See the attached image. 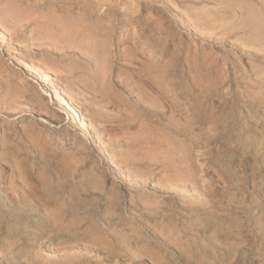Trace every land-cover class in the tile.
Returning a JSON list of instances; mask_svg holds the SVG:
<instances>
[{
  "label": "rangeland",
  "instance_id": "rangeland-1",
  "mask_svg": "<svg viewBox=\"0 0 264 264\" xmlns=\"http://www.w3.org/2000/svg\"><path fill=\"white\" fill-rule=\"evenodd\" d=\"M88 263L264 264V0H0V264Z\"/></svg>",
  "mask_w": 264,
  "mask_h": 264
},
{
  "label": "bare ground",
  "instance_id": "bare-ground-1",
  "mask_svg": "<svg viewBox=\"0 0 264 264\" xmlns=\"http://www.w3.org/2000/svg\"><path fill=\"white\" fill-rule=\"evenodd\" d=\"M70 3V2H69ZM101 4V3H100ZM96 7V6H95ZM88 12V11H87ZM70 18V17H69ZM78 22V21H77ZM85 23V22H84ZM84 28V27H83ZM90 30V29H89ZM91 31H92V29H91ZM48 36V35H47ZM100 36V35H99ZM98 36V37H99ZM49 37V36H48ZM101 40V39H100ZM103 42V41H102ZM111 50V49H110ZM81 53V52H80ZM83 53V52H82ZM86 55V54H85ZM87 57V56H86ZM91 57V56H90ZM89 58V57H88ZM112 58V57H111ZM32 70H34V69H32ZM35 71V70H34ZM36 72V71H35ZM103 75V74H102ZM136 76V75H135ZM120 85V84H119ZM65 102V101H64ZM69 102V101H68ZM67 102V105H69V107H70V104ZM66 104V103H65ZM72 105V104H71ZM73 110V109H72ZM157 112V111H156ZM73 114V113H72ZM75 114V116L77 115V112H75L74 113ZM77 117H78V115H77ZM76 118V117H75ZM149 138V137H148ZM120 163V162H119ZM128 163V162H127ZM130 165V164H129ZM132 165V164H131ZM121 167V166H120ZM7 168V167H6ZM27 172V171H26ZM106 174V173H105ZM132 174V173H131ZM156 174V173H155ZM157 174H158V172H157ZM105 176V175H104ZM112 176H113V174H112ZM131 176V175H130ZM105 177H107V176H105ZM116 177V176H115ZM115 179V178H114ZM150 180V179H149ZM238 180V179H237ZM53 181V180H52ZM139 181V180H138ZM152 181V180H151ZM105 182H106V180H105ZM116 182V181H115ZM119 183V182H118ZM139 183V182H138ZM144 184V183H143ZM148 184V183H147ZM127 185V184H126ZM114 186V185H113ZM128 186V185H127ZM169 186V185H168ZM105 187V186H104ZM130 187V186H129ZM134 187H136V186H134ZM171 188V187H170ZM104 189V188H103ZM127 189H129L128 187H127ZM122 190V189H121ZM161 191H162V189H161ZM167 191H169V190H167ZM3 192V191H2ZM170 192V191H169ZM122 194V193H121ZM165 195V194H164ZM187 203V202H186ZM93 207V206H92ZM149 208H150V206H149ZM191 210V209H190ZM173 211V210H172ZM185 212V211H184ZM188 212V211H187ZM196 212V211H195ZM183 213V212H182ZM186 213V212H185ZM187 214V213H186ZM178 215V214H177ZM169 216H170V214H169ZM11 218V217H10ZM9 218V219H10ZM86 223V222H85ZM139 226V225H138ZM145 230V229H144ZM150 230V229H149ZM144 232V231H143ZM151 235V234H150ZM154 237V236H153ZM102 241V240H101ZM99 242V241H98ZM100 244V243H99ZM55 245V244H54ZM72 249V248H71ZM91 249V248H90ZM54 250V249H53ZM88 250V249H87ZM92 250V249H91ZM52 251V250H51ZM56 251V250H55ZM58 252H59V250H58ZM53 253V252H52ZM144 253V252H143ZM6 254V253H5ZM56 254H57V252H56ZM73 255V254H72ZM6 256V255H5ZM57 256V255H56ZM52 257H53V255H52ZM62 257H64L63 255H62ZM55 258V257H54ZM59 258V257H58ZM73 258V257H72ZM108 258V257H107ZM233 263V262H232ZM89 264V263H88ZM118 264V263H117Z\"/></svg>",
  "mask_w": 264,
  "mask_h": 264
}]
</instances>
